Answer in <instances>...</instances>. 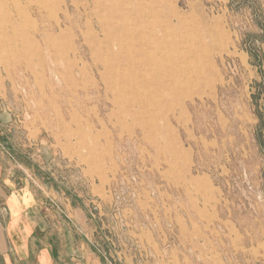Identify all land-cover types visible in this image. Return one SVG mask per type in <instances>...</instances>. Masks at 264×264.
Returning <instances> with one entry per match:
<instances>
[{
  "label": "rangeland",
  "instance_id": "374dc122",
  "mask_svg": "<svg viewBox=\"0 0 264 264\" xmlns=\"http://www.w3.org/2000/svg\"><path fill=\"white\" fill-rule=\"evenodd\" d=\"M0 149L98 264H264V0H0Z\"/></svg>",
  "mask_w": 264,
  "mask_h": 264
},
{
  "label": "crops",
  "instance_id": "0c3cea01",
  "mask_svg": "<svg viewBox=\"0 0 264 264\" xmlns=\"http://www.w3.org/2000/svg\"><path fill=\"white\" fill-rule=\"evenodd\" d=\"M25 171L0 149V264H98L86 211L55 207Z\"/></svg>",
  "mask_w": 264,
  "mask_h": 264
}]
</instances>
